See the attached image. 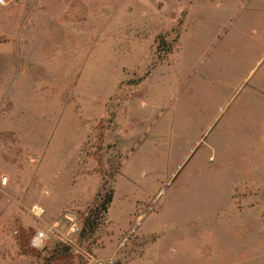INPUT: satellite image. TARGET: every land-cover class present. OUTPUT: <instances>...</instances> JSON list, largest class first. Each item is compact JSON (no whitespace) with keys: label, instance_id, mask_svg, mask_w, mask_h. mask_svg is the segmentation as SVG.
<instances>
[{"label":"rangeland","instance_id":"374dc122","mask_svg":"<svg viewBox=\"0 0 264 264\" xmlns=\"http://www.w3.org/2000/svg\"><path fill=\"white\" fill-rule=\"evenodd\" d=\"M0 264H264V0L0 1Z\"/></svg>","mask_w":264,"mask_h":264},{"label":"built area","instance_id":"2783aa9c","mask_svg":"<svg viewBox=\"0 0 264 264\" xmlns=\"http://www.w3.org/2000/svg\"><path fill=\"white\" fill-rule=\"evenodd\" d=\"M30 210L34 215L39 216L42 213L43 208L39 204H33ZM61 219L67 223L69 231H76L78 229L76 215L72 211L70 213H63ZM47 232L48 230L45 227H39L36 229L31 239L32 243L34 245L41 244V242L46 238Z\"/></svg>","mask_w":264,"mask_h":264},{"label":"trees","instance_id":"16d2710c","mask_svg":"<svg viewBox=\"0 0 264 264\" xmlns=\"http://www.w3.org/2000/svg\"><path fill=\"white\" fill-rule=\"evenodd\" d=\"M109 199H110V195H108L105 199L102 200V202H101L102 208L106 207V204L109 201Z\"/></svg>","mask_w":264,"mask_h":264}]
</instances>
